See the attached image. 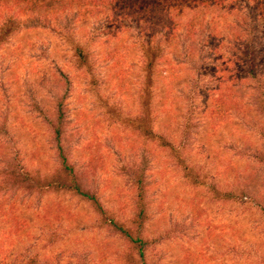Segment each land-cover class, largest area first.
Here are the masks:
<instances>
[{
    "label": "rangeland",
    "instance_id": "rangeland-1",
    "mask_svg": "<svg viewBox=\"0 0 264 264\" xmlns=\"http://www.w3.org/2000/svg\"><path fill=\"white\" fill-rule=\"evenodd\" d=\"M75 11L65 20L69 36L32 27L22 16L20 29L0 44V135L6 138L7 157L0 158V264L5 255L10 264L31 258L43 264L47 257L60 258V264H264V114L253 105L248 67L220 57L221 38H208L210 32H230L232 17L212 22L186 41L196 50L203 42L210 61L200 70L196 89L189 83L190 66L175 65L182 54L179 44L170 56L174 75L158 87L155 126L171 136L184 160L178 164L172 151L152 146L135 130L144 118L135 29L126 21L83 18ZM255 37L256 71L264 76V18ZM77 44L86 48L89 68L78 62ZM229 83L240 108L216 120L209 114L212 95ZM62 95L64 152L83 185L96 192L107 220L72 193L26 194L7 172L6 164L15 162L33 177H52L59 161L51 124ZM187 103L193 120L184 132ZM146 159L147 220L140 258L138 247L109 222L127 224L132 217L135 190L127 170ZM229 190L237 196L232 201L215 193ZM10 206L24 221L17 236L10 233L14 219L4 215Z\"/></svg>",
    "mask_w": 264,
    "mask_h": 264
},
{
    "label": "trees",
    "instance_id": "trees-1",
    "mask_svg": "<svg viewBox=\"0 0 264 264\" xmlns=\"http://www.w3.org/2000/svg\"><path fill=\"white\" fill-rule=\"evenodd\" d=\"M74 8H76L75 14H78L79 17L102 16V21L106 18L112 22L115 20L117 22L126 21V27L135 29L137 32L136 44L142 53V71L144 72V118L142 121L140 120L142 123L135 130L137 132L141 130L146 141L151 142L152 146L156 145L172 151L171 155L178 161V164L184 163V160L181 159L171 136L156 129L157 115L154 113L153 102L159 85L174 75L175 68L170 56L174 55V47L178 44L182 48V54L181 58H176L175 65L180 68L190 66L192 76L189 83H192V88L196 89L200 70L210 61L205 57L203 42L199 43L198 50L193 48L192 44L187 45V43L189 39H194L199 31H207L212 22H220L232 17L230 32L222 34L223 36L216 32H210L208 38H221L219 49L222 51L217 52L220 57L225 55L238 59L248 67V79L254 82L252 86H249L254 91L252 94L253 105L264 114V76L256 71L255 37L259 19L264 18V0H0V44H4L8 37L20 29V17L22 16L27 17V22L32 27L46 28L69 36L70 34L67 33L69 22L65 20ZM106 42L110 43L108 40ZM86 51L84 46L76 45L75 52L78 62L89 68L90 63ZM113 51L109 52L110 58L114 57ZM196 64H198V68L195 67ZM58 75L61 77V82L66 81L67 78L63 72L58 71ZM233 89V85L230 83L217 88L212 95L209 111L212 118L224 119L229 117L232 111L240 108L241 103L233 95ZM64 99V95L59 96L53 108L54 122L51 124V130L56 143L59 165L52 177L46 178V180H42L40 176L33 177L25 168L21 166L18 168V164L15 162L6 164V169L11 179L15 180L17 189L20 188L22 192L37 193L38 196L46 191L72 193L89 203L95 212L101 217L103 216L104 219L106 212L96 192L83 185L81 176L76 172L64 152L61 143L62 126L65 120ZM182 101L188 100L185 98ZM184 105L187 109L189 103ZM182 119V131L189 132L193 120V113L189 108ZM1 135L0 158L2 157V162L6 161L7 157L4 154L6 138L2 133ZM147 161L149 160L146 159L140 166L132 165L127 170V175L135 190L132 217L127 221V224H122L114 218H110L109 222V226L113 227L126 241L138 247L140 258L144 257L145 241L141 235L144 233V225L147 220L144 201L149 185L146 176ZM261 161L264 164V150ZM197 179L193 178V181L196 182ZM215 193H222L226 201H232L237 197L232 190ZM15 210V206H10V210L4 211V215L14 219L10 233L17 236L20 230L19 226L23 225L24 221L17 218L14 214ZM260 211L264 217V207L260 208ZM9 243L11 244V242ZM1 252L6 253L2 243ZM6 256L3 263L10 264V260ZM26 264L40 263L37 258H31ZM43 264H60V258L47 257Z\"/></svg>",
    "mask_w": 264,
    "mask_h": 264
}]
</instances>
